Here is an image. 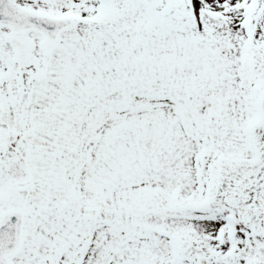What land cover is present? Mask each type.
Instances as JSON below:
<instances>
[{"label":"snow or ice","instance_id":"6c2138e0","mask_svg":"<svg viewBox=\"0 0 264 264\" xmlns=\"http://www.w3.org/2000/svg\"><path fill=\"white\" fill-rule=\"evenodd\" d=\"M0 264H264V0H0Z\"/></svg>","mask_w":264,"mask_h":264}]
</instances>
